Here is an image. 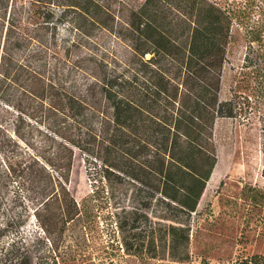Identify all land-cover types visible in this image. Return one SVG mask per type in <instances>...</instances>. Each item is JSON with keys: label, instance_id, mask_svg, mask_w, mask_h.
<instances>
[{"label": "trees", "instance_id": "16d2710c", "mask_svg": "<svg viewBox=\"0 0 264 264\" xmlns=\"http://www.w3.org/2000/svg\"><path fill=\"white\" fill-rule=\"evenodd\" d=\"M240 43L234 89L249 69L264 99V0H0V264H69L57 256L63 236L92 231L96 203L117 191L123 252L186 261L217 161L215 124L242 104L236 90L220 97ZM76 151L92 188L80 202L67 187ZM31 219L35 242L50 246L38 255L21 236ZM228 264H264V254Z\"/></svg>", "mask_w": 264, "mask_h": 264}, {"label": "rangeland", "instance_id": "374dc122", "mask_svg": "<svg viewBox=\"0 0 264 264\" xmlns=\"http://www.w3.org/2000/svg\"><path fill=\"white\" fill-rule=\"evenodd\" d=\"M214 1L233 4L241 0ZM97 37L106 48L120 56L127 55L113 38L105 34ZM244 54L242 43L232 48L224 71L221 99L231 98L236 90L242 104L236 119L223 118L215 124L217 161L196 214L192 215L188 259L180 263L164 255L148 259L125 254L113 227L112 213L121 206L119 191L115 193V201L96 203L98 212L92 231L86 235L69 231L63 236L58 259L64 258L69 264H73V258L91 259L95 264H228L240 255L264 254V99L260 97V80L249 69L242 71L249 74L238 76V87L234 89L237 81H233V71L239 72ZM12 117L6 118L9 133H12ZM31 124L35 126L34 122ZM67 187L77 202L92 192L83 158L77 151ZM2 210L7 215L13 214L9 197L3 200ZM2 216L0 214V224H3ZM36 231L31 219L21 229V236L38 255L50 246L44 239L41 243L35 242ZM7 241L3 239L2 243Z\"/></svg>", "mask_w": 264, "mask_h": 264}]
</instances>
